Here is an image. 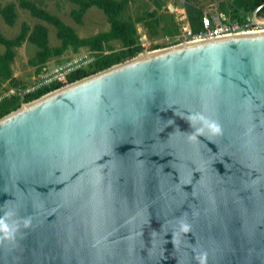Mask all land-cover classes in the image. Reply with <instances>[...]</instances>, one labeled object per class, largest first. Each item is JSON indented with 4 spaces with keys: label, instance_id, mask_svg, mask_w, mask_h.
Returning a JSON list of instances; mask_svg holds the SVG:
<instances>
[{
    "label": "water",
    "instance_id": "water-1",
    "mask_svg": "<svg viewBox=\"0 0 264 264\" xmlns=\"http://www.w3.org/2000/svg\"><path fill=\"white\" fill-rule=\"evenodd\" d=\"M262 6L1 116L0 264H264Z\"/></svg>",
    "mask_w": 264,
    "mask_h": 264
},
{
    "label": "trees",
    "instance_id": "trees-1",
    "mask_svg": "<svg viewBox=\"0 0 264 264\" xmlns=\"http://www.w3.org/2000/svg\"><path fill=\"white\" fill-rule=\"evenodd\" d=\"M75 6L70 10L71 18L78 24H82L83 16L87 9L96 6L103 11L109 23L105 31L90 36H80L75 29L66 24L58 15L41 6V0H18L20 7L56 29V36L60 43L56 46L49 44L48 27L41 22L30 26L26 22L21 23L20 31L14 37H6L0 30V44L4 47L0 51V117L18 108L22 102L30 101L44 93L53 90L65 83L87 76L91 73L104 69L114 63L133 57L144 50L140 41L137 24L144 25L150 35L162 34L173 37L179 33V23L175 20L172 7L165 5V0H152L153 8L143 9L136 16L125 15L131 0H68ZM201 0H184L185 14L191 29L197 32L202 27L204 8ZM216 12L222 13L226 21H246L251 17L253 10L263 4L258 11V16H264V0H215ZM0 17L13 25L18 17L16 4L8 2L0 6ZM118 40L119 48L112 45V41ZM24 41H28L36 48L34 55L29 58L28 63L35 67V73L40 72L46 62L60 56L71 49L77 52L80 47H85L92 52L94 58L86 65L69 73L65 82H53L38 87L33 91H25L27 84L20 82L13 76L12 62L16 55V48ZM163 44H155L153 48L163 47ZM59 62H62L60 60ZM8 82L9 89L13 92L6 94L4 83ZM20 91H23L21 100Z\"/></svg>",
    "mask_w": 264,
    "mask_h": 264
},
{
    "label": "rangeland",
    "instance_id": "rangeland-1",
    "mask_svg": "<svg viewBox=\"0 0 264 264\" xmlns=\"http://www.w3.org/2000/svg\"><path fill=\"white\" fill-rule=\"evenodd\" d=\"M184 0H178L179 3H182ZM8 2H14L16 4V9L18 12V17L16 22L13 25L7 24L2 17H0V30L6 37H14L21 28V23L26 22L30 26H33L35 23L41 22L48 27V37L49 44L51 46H56L60 43V40L56 36V29L54 26L33 17L28 10L20 7L18 0H0V6L5 5ZM175 2V0H165V5L173 3L178 6L172 8L173 13H178L182 16L184 12L183 5ZM201 5L204 8V12L212 15L219 14L216 12V1L215 0H201ZM41 6L50 12L58 15L66 24L72 26L75 31L80 36H90L95 33L105 31L109 28V23L106 19V15L101 9L96 6H91L87 9L86 13L83 16L82 24L76 23L70 16V10L75 6L68 0H41ZM183 4V3H182ZM152 0H132L125 15L136 16L143 9L153 8ZM185 17L183 16V19ZM137 29L140 36V41L144 47L142 52L150 51L155 44L169 45L173 43L174 37L164 36L162 34L150 35L148 29L141 23L137 24ZM112 45L116 48L121 46L118 40L112 41ZM159 48V47H158ZM4 47L0 44V51H3ZM36 48L33 44L28 41H24L19 47L16 48V55L12 62L13 76L20 82H24L28 86H31L38 80L40 72L35 73V67L28 63L29 58L34 55ZM88 53V50L85 47H80L77 52H73L71 49H67L59 58L62 61H67L69 59L75 60L77 56ZM59 60V61H60ZM56 57L50 58L45 67L50 68L56 63H59ZM64 61V62H65ZM4 91L6 94L11 93L14 89H9V84L6 81L4 83Z\"/></svg>",
    "mask_w": 264,
    "mask_h": 264
},
{
    "label": "built area",
    "instance_id": "built-area-1",
    "mask_svg": "<svg viewBox=\"0 0 264 264\" xmlns=\"http://www.w3.org/2000/svg\"><path fill=\"white\" fill-rule=\"evenodd\" d=\"M256 25L251 21V17H247L246 21H226L222 13L212 15L204 12L202 17V27L197 32H194L190 27L179 26V33L175 35L174 43H181L196 39L223 36L243 31L252 30ZM94 55L92 52L84 53L77 56L75 60L69 59L56 63L50 68L44 67L38 76V80L31 86H28L25 91H33L40 86L48 85L53 82H65L69 73L86 65L92 61ZM66 84V83H65Z\"/></svg>",
    "mask_w": 264,
    "mask_h": 264
},
{
    "label": "clouds",
    "instance_id": "clouds-1",
    "mask_svg": "<svg viewBox=\"0 0 264 264\" xmlns=\"http://www.w3.org/2000/svg\"><path fill=\"white\" fill-rule=\"evenodd\" d=\"M201 119L204 121L205 126L213 133H218L220 131L219 125L214 122V121H210L207 120L203 117H201ZM197 131H202V129H198ZM0 230H7V226L3 225V222L0 221Z\"/></svg>",
    "mask_w": 264,
    "mask_h": 264
},
{
    "label": "crops",
    "instance_id": "crops-1",
    "mask_svg": "<svg viewBox=\"0 0 264 264\" xmlns=\"http://www.w3.org/2000/svg\"><path fill=\"white\" fill-rule=\"evenodd\" d=\"M168 6H170L172 8L176 7L177 9H179V7L174 5L173 3L168 4ZM183 16L185 17L184 19H183ZM174 17H175V20L179 23V26L182 25V26L190 27L189 22H188L187 17H186V14H185V10H184L182 16L175 12Z\"/></svg>",
    "mask_w": 264,
    "mask_h": 264
}]
</instances>
